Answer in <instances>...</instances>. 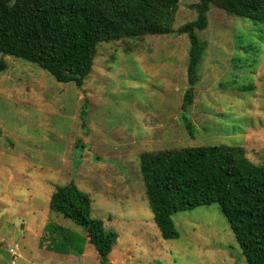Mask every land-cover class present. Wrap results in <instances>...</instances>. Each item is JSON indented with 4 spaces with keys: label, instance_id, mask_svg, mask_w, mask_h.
I'll list each match as a JSON object with an SVG mask.
<instances>
[{
    "label": "rangeland",
    "instance_id": "obj_1",
    "mask_svg": "<svg viewBox=\"0 0 264 264\" xmlns=\"http://www.w3.org/2000/svg\"><path fill=\"white\" fill-rule=\"evenodd\" d=\"M178 0L174 31L196 19ZM197 31L206 48L187 117L186 35L145 36L98 45L81 88L57 83L35 64L0 54V264H100L78 225L49 209L51 194L73 183L91 200V217L117 241L111 264H246L218 205L175 213L178 238L163 240L139 170L144 152L240 146L264 165V23L216 5ZM85 109L84 121L81 112ZM46 225L73 237L64 255L46 249Z\"/></svg>",
    "mask_w": 264,
    "mask_h": 264
},
{
    "label": "trees",
    "instance_id": "obj_2",
    "mask_svg": "<svg viewBox=\"0 0 264 264\" xmlns=\"http://www.w3.org/2000/svg\"><path fill=\"white\" fill-rule=\"evenodd\" d=\"M216 5L227 15L264 23V0H198L196 19L174 31L178 0H0V54L35 64L57 83L81 88L90 75L97 47L145 36L186 35L188 87L181 121L191 134L187 112L199 81L206 48L196 32L207 27ZM6 64L0 61V73ZM85 109L81 112L84 121ZM139 170L153 221L163 240L178 238L172 216L216 204L228 222L246 264H264V165L250 161L240 146L214 145L144 152ZM49 209L81 227L100 264H109L117 241L91 217V200L72 182L51 194ZM51 252L67 255L71 233L46 225Z\"/></svg>",
    "mask_w": 264,
    "mask_h": 264
},
{
    "label": "built area",
    "instance_id": "obj_3",
    "mask_svg": "<svg viewBox=\"0 0 264 264\" xmlns=\"http://www.w3.org/2000/svg\"><path fill=\"white\" fill-rule=\"evenodd\" d=\"M9 254L11 258V264H16L19 255L17 254V246H14L13 248L9 249Z\"/></svg>",
    "mask_w": 264,
    "mask_h": 264
},
{
    "label": "crops",
    "instance_id": "obj_4",
    "mask_svg": "<svg viewBox=\"0 0 264 264\" xmlns=\"http://www.w3.org/2000/svg\"><path fill=\"white\" fill-rule=\"evenodd\" d=\"M115 246V245H114ZM111 264H113V263H111Z\"/></svg>",
    "mask_w": 264,
    "mask_h": 264
}]
</instances>
